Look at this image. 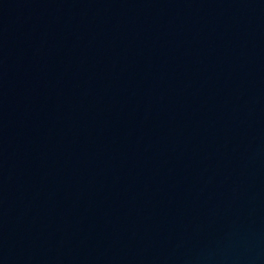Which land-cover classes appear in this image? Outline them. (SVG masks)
Segmentation results:
<instances>
[{
	"label": "water",
	"instance_id": "95a60500",
	"mask_svg": "<svg viewBox=\"0 0 264 264\" xmlns=\"http://www.w3.org/2000/svg\"><path fill=\"white\" fill-rule=\"evenodd\" d=\"M0 264H264V0H0Z\"/></svg>",
	"mask_w": 264,
	"mask_h": 264
}]
</instances>
